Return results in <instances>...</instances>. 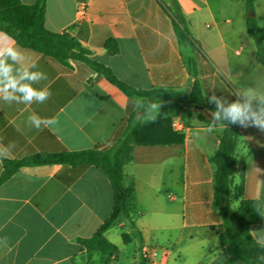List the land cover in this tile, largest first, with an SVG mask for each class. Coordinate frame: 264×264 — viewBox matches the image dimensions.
<instances>
[{
    "label": "crops",
    "instance_id": "crops-1",
    "mask_svg": "<svg viewBox=\"0 0 264 264\" xmlns=\"http://www.w3.org/2000/svg\"><path fill=\"white\" fill-rule=\"evenodd\" d=\"M21 1L33 4L36 0ZM177 2L198 42L196 50L179 40L169 14L171 0H47L45 26L77 37L90 58L137 88L156 87L165 93L198 88L208 100L215 95L227 105L242 100L246 88L257 89L258 71L264 91V67L247 34L246 0ZM255 15L264 30V0H255ZM109 37L118 41V54L110 55L104 47ZM2 45L21 52L19 63L6 58L13 74L43 72L47 79L32 86L48 88L51 96L31 104L0 99V153L18 159L38 152L107 150L115 145L125 130L130 104L119 87L84 63L47 58L0 32ZM31 115L41 120L40 129L29 122ZM167 116L183 142L138 145L133 160L124 167L127 183L135 188L134 220L150 264H169L173 251L183 262L175 264H244L221 247L222 218L213 208L215 169L210 158L230 123L224 121L226 127L218 124L209 131L212 116L191 104L170 111L152 108L143 123ZM238 132L237 154L246 156L243 197L262 204L263 222L251 227L255 239L262 241L264 132L252 120L240 124ZM2 167L3 159L0 173ZM112 207L110 181L97 167H22L0 185V264H131L126 245L132 242V264H138L135 237L125 242L122 234L126 232H113L115 227L129 226L126 222L105 233L117 247L112 256L99 251L89 256L78 242L97 231Z\"/></svg>",
    "mask_w": 264,
    "mask_h": 264
},
{
    "label": "trees",
    "instance_id": "trees-1",
    "mask_svg": "<svg viewBox=\"0 0 264 264\" xmlns=\"http://www.w3.org/2000/svg\"><path fill=\"white\" fill-rule=\"evenodd\" d=\"M46 4L47 0H36L33 4H24L21 0H0V32L12 38L19 46L47 58L64 64H68L69 60L84 63L119 87L130 99L126 127L115 145L107 150L97 147L76 151L64 149L51 153L38 152L18 159L4 158L0 185L22 167L66 164L74 167L94 166L103 170L113 193L111 214L92 236L78 238V242L85 247L89 256L94 251L112 256L117 247L106 238L105 233L118 223L126 222L132 235L123 233V240L129 242L131 236L137 238L138 264H150L142 234L134 220L137 211L135 188L132 183H127L124 167L133 160L136 146L182 143L184 137L172 129L169 116L146 123H143V119L152 109V104L160 105L166 111L185 104L201 105L213 112L217 105L209 102L198 88L191 92L173 90L165 93L156 87L144 89L129 85L112 68L90 58V52L77 37L68 32L48 30L45 26ZM171 7L173 10L169 9V14L179 40L196 50L198 42L192 37L177 0H171ZM246 12L247 34L254 40L257 57L264 67V30L255 15V0H246ZM104 47L110 55L120 52L118 41L112 37L105 41ZM253 106L264 107L258 105V101L253 102ZM199 117L205 119L201 114ZM240 124L239 121L230 124L222 131L219 147L210 158L215 169L213 208L222 218V230L218 236L225 253L244 264H264V245L251 232L253 225L263 222V207L259 200L243 197L246 156L237 154Z\"/></svg>",
    "mask_w": 264,
    "mask_h": 264
},
{
    "label": "clouds",
    "instance_id": "clouds-1",
    "mask_svg": "<svg viewBox=\"0 0 264 264\" xmlns=\"http://www.w3.org/2000/svg\"><path fill=\"white\" fill-rule=\"evenodd\" d=\"M6 58H10L14 63H19L22 59L21 52L18 47L10 45L0 46V99L11 103L12 101L31 104L33 102L43 103L51 96L48 88L36 89L32 86L33 83L41 79H47L43 72L24 71L19 77L13 74V65L6 62ZM35 67V65H33ZM24 81H27L26 83ZM19 93V95H17ZM243 99L238 98L235 102L227 104L221 99L213 95L209 102H215L217 109L211 113L212 120L211 127L221 125L226 127L223 123L227 121L230 124L240 122L243 124L246 120L254 121L255 125L260 131L264 132V107H254L252 101L257 100L258 105L264 106V91H258L255 88L249 87L241 93ZM151 107L156 109L160 105L152 104ZM31 125L37 129L41 127V120L35 115L28 117ZM49 122L56 124L55 119H49ZM7 158L0 153V160ZM264 245V240L258 241Z\"/></svg>",
    "mask_w": 264,
    "mask_h": 264
},
{
    "label": "rangeland",
    "instance_id": "rangeland-1",
    "mask_svg": "<svg viewBox=\"0 0 264 264\" xmlns=\"http://www.w3.org/2000/svg\"><path fill=\"white\" fill-rule=\"evenodd\" d=\"M165 1V0H164ZM169 9L173 10V7L169 6ZM211 20H207L205 23H209ZM254 48H255V44L254 42L252 43ZM259 75H258V71H257V90L258 91H263V86L261 85V82L259 80ZM113 232L118 235L121 234V232H126V233H132V230L129 228V226L123 227V228H119V227H115ZM132 235V234H131ZM121 238V237H120ZM122 240V239H121ZM135 242H137V245L139 246V240L137 238H135ZM127 250H128V256H129V261L130 263H134L135 261V255L133 254V249H134V244L132 243H128L126 245ZM165 255L164 253H161L160 256L163 257ZM172 257L170 258L169 264H175V263H183L182 260L180 259L179 255L176 252H172Z\"/></svg>",
    "mask_w": 264,
    "mask_h": 264
},
{
    "label": "water",
    "instance_id": "water-1",
    "mask_svg": "<svg viewBox=\"0 0 264 264\" xmlns=\"http://www.w3.org/2000/svg\"><path fill=\"white\" fill-rule=\"evenodd\" d=\"M195 107H196L199 111L203 112V114H204L205 116L211 115V113L213 112V111H211L209 108L203 107V106H201V105H195Z\"/></svg>",
    "mask_w": 264,
    "mask_h": 264
},
{
    "label": "built area",
    "instance_id": "built-area-1",
    "mask_svg": "<svg viewBox=\"0 0 264 264\" xmlns=\"http://www.w3.org/2000/svg\"><path fill=\"white\" fill-rule=\"evenodd\" d=\"M175 126L177 127V129H181V125H180L179 122H176V123H175Z\"/></svg>",
    "mask_w": 264,
    "mask_h": 264
}]
</instances>
